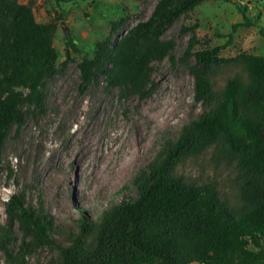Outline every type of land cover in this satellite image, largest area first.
I'll return each instance as SVG.
<instances>
[{"label":"trees","instance_id":"1","mask_svg":"<svg viewBox=\"0 0 264 264\" xmlns=\"http://www.w3.org/2000/svg\"><path fill=\"white\" fill-rule=\"evenodd\" d=\"M54 1L60 5L80 0ZM204 1L158 0L149 18L119 39L115 37L128 19L113 22L108 35L96 43L93 57L79 63L82 90L103 75L107 89L149 97L151 63L171 51L163 32ZM237 7L245 19L242 24H252L247 7ZM58 26L57 17L38 22L30 4L0 0V159L7 132L21 120L24 106L42 108L59 57L54 45ZM196 27H184L192 33L186 53L195 60L190 68L195 98L213 102L212 110L184 127L177 140L167 142L135 174V194L112 203L96 221L80 220L68 244L52 238V221L43 208L27 204L23 192L12 194L6 202L7 222L0 224L5 254L16 240L13 227L18 222L19 250L28 251L33 242L47 244L59 251L60 264H264V130L250 117L255 107L264 106V55L242 51L221 57L226 44L193 51ZM71 49L81 50L67 36L68 57ZM221 63L239 71L217 90L213 74ZM212 147L237 160L244 203L239 210L221 198L215 182L197 183L176 172L177 165Z\"/></svg>","mask_w":264,"mask_h":264},{"label":"rangeland","instance_id":"2","mask_svg":"<svg viewBox=\"0 0 264 264\" xmlns=\"http://www.w3.org/2000/svg\"><path fill=\"white\" fill-rule=\"evenodd\" d=\"M21 2L33 7L38 22L58 18L54 45L59 57L47 81L42 108L24 106L21 120L7 132L0 159V224L7 222L9 197L23 192L27 204L41 207L49 215L51 236L60 244L70 242L80 220L96 221L112 203L135 194V174L167 142L177 140L184 127L214 107L213 102L195 98L190 70L195 60L186 53L192 33L185 25L197 24L193 51L226 44L221 57L242 51L264 55V0H205L163 32L162 39L171 43V51L151 63L153 92L149 97L118 87L107 89L103 75L82 90L79 63L86 56L93 57L96 43L108 35L111 24L127 17L115 37L119 39L137 22L149 18L158 0H80L60 5L54 0ZM237 5L247 7L252 24H242L245 19ZM67 36L81 49H71L70 57L66 55ZM237 71V66L226 63L216 66L215 88L222 89ZM250 117L264 130V106L255 107ZM236 162L212 147L177 165L176 172L197 183L215 182L221 198L239 210L244 203L239 196L242 174ZM13 228L16 240L7 254L0 249V264H60L59 251L47 244L33 242L28 251H20L18 222Z\"/></svg>","mask_w":264,"mask_h":264},{"label":"water","instance_id":"3","mask_svg":"<svg viewBox=\"0 0 264 264\" xmlns=\"http://www.w3.org/2000/svg\"><path fill=\"white\" fill-rule=\"evenodd\" d=\"M62 27H63V29H66L67 28V26L65 25L64 22H62Z\"/></svg>","mask_w":264,"mask_h":264},{"label":"built area","instance_id":"4","mask_svg":"<svg viewBox=\"0 0 264 264\" xmlns=\"http://www.w3.org/2000/svg\"><path fill=\"white\" fill-rule=\"evenodd\" d=\"M241 2H242V4H245L244 1H241Z\"/></svg>","mask_w":264,"mask_h":264}]
</instances>
